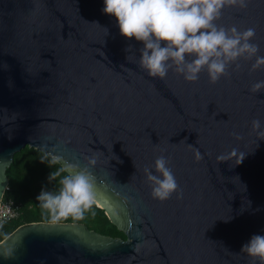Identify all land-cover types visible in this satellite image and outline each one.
<instances>
[{
    "label": "water",
    "instance_id": "obj_1",
    "mask_svg": "<svg viewBox=\"0 0 264 264\" xmlns=\"http://www.w3.org/2000/svg\"><path fill=\"white\" fill-rule=\"evenodd\" d=\"M103 7L0 0V205L7 167L29 145L87 167L96 204L126 237L32 222L0 241V264H260L240 249L264 235V139L252 127L259 119L264 130V90L250 91L264 66L241 58L216 83L206 69L196 81L151 77L143 43ZM215 23L254 28L264 56V0L226 6ZM161 154L182 198L151 195L144 169Z\"/></svg>",
    "mask_w": 264,
    "mask_h": 264
},
{
    "label": "clouds",
    "instance_id": "obj_2",
    "mask_svg": "<svg viewBox=\"0 0 264 264\" xmlns=\"http://www.w3.org/2000/svg\"><path fill=\"white\" fill-rule=\"evenodd\" d=\"M226 6L246 8L247 0H104L102 11L116 18L121 35L143 43L139 66L149 76L163 79L173 70L187 81H196L206 69L209 82L216 83L222 76L230 75L233 64L238 69L241 58L255 57L251 70L264 66V56L257 55L259 45L250 42L255 36L254 28L238 31L235 26L225 28L215 23ZM261 90H264V80L250 88L252 93ZM252 127L264 139L259 119L252 121ZM244 155L240 154L238 163ZM195 158H203L198 149ZM57 163L60 161L55 156L48 162L49 165ZM90 163L95 164V159H90ZM169 165L170 158L161 154L151 167L144 169L154 199L164 201L173 193L182 198L183 191ZM48 179L57 181L58 188L42 189L36 197L48 221L55 224L69 218L83 220L96 203L95 180L88 168L64 164L52 171ZM240 252L264 264V235H252Z\"/></svg>",
    "mask_w": 264,
    "mask_h": 264
},
{
    "label": "trees",
    "instance_id": "obj_3",
    "mask_svg": "<svg viewBox=\"0 0 264 264\" xmlns=\"http://www.w3.org/2000/svg\"><path fill=\"white\" fill-rule=\"evenodd\" d=\"M51 155L35 147L27 145L14 155L7 167L9 185L4 195V201H12L16 209V216L8 221L0 223V241L14 232L18 227L32 222H49L47 214L41 209L36 197L41 190L55 191L58 188L57 181H49L48 177L63 165L60 163L49 165ZM46 158V159H45ZM41 159H45L42 162ZM60 222L84 223L90 229L101 234L125 238L121 231L107 216L105 210L96 203L80 221L62 220Z\"/></svg>",
    "mask_w": 264,
    "mask_h": 264
},
{
    "label": "built area",
    "instance_id": "obj_4",
    "mask_svg": "<svg viewBox=\"0 0 264 264\" xmlns=\"http://www.w3.org/2000/svg\"><path fill=\"white\" fill-rule=\"evenodd\" d=\"M17 212L12 201H3L0 205V223L16 216Z\"/></svg>",
    "mask_w": 264,
    "mask_h": 264
}]
</instances>
